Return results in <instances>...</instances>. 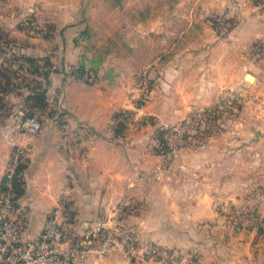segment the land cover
<instances>
[{"label": "crops", "instance_id": "crops-1", "mask_svg": "<svg viewBox=\"0 0 264 264\" xmlns=\"http://www.w3.org/2000/svg\"><path fill=\"white\" fill-rule=\"evenodd\" d=\"M98 2L0 0V44L9 43L0 59L11 55L18 60H57L65 51L76 63L78 37L92 23L89 16ZM256 9L250 0H237L228 10L233 26L228 37L209 38L212 54L225 62L222 66L235 71L255 67L250 69L255 80L257 60L264 65V19L257 18ZM195 42L196 52L209 47L203 35ZM24 63L19 64L25 67ZM58 74L49 78L45 93L47 101L52 93L56 113L36 134L19 127V107L30 91L4 86L0 79V182L13 147L25 146L29 162L18 176V198L29 208L27 234L39 232L69 181L67 209L78 227L103 217L111 205L127 197L125 221L140 237L193 252L197 264H264V226L258 223L264 218V86H247V111L241 115L245 124L261 123L260 131H240L243 141L237 147L181 148L164 164L154 154L149 130L137 125L114 130L111 111L126 107L123 97L113 98L101 86H83L79 80L60 86L63 76ZM206 103L202 99L198 104ZM57 121L66 124L65 133ZM220 194L231 197L230 208L239 221L216 211L213 199ZM82 264L130 263L111 251L100 258L89 256Z\"/></svg>", "mask_w": 264, "mask_h": 264}, {"label": "rangeland", "instance_id": "rangeland-1", "mask_svg": "<svg viewBox=\"0 0 264 264\" xmlns=\"http://www.w3.org/2000/svg\"><path fill=\"white\" fill-rule=\"evenodd\" d=\"M250 2L257 6V18L264 19V0ZM235 3L237 0H99L97 10L89 16L91 26L87 23L78 37L77 64L66 58L65 51L57 60H18L6 55L0 59V74H4L0 79L30 91L34 86L46 88L52 74L62 73L60 86L79 80L83 86H101L113 98L123 97L126 107L111 111L114 130L136 125L149 130L154 154L164 164L181 148L237 147L243 141L240 131L258 132L262 126L254 121L245 124L241 115L247 111V86H264V65L257 60L259 76L255 80L248 76L255 67L247 71L235 67V71L230 65L222 66L225 62L211 52L210 35L228 37L233 27L228 10ZM186 18L191 19L190 25ZM202 35L209 47L203 45L204 50L196 52L195 41ZM7 47L9 43L2 42L0 52L8 53ZM80 65L85 70L81 76L74 69ZM215 86L220 87L212 90ZM51 94L42 106L26 101L19 107L21 115L36 114L47 123L56 113ZM202 99L207 101L203 106L198 104ZM256 103L260 105V101ZM188 118L191 123L185 128ZM173 147L174 153L168 154Z\"/></svg>", "mask_w": 264, "mask_h": 264}, {"label": "built area", "instance_id": "built-area-1", "mask_svg": "<svg viewBox=\"0 0 264 264\" xmlns=\"http://www.w3.org/2000/svg\"><path fill=\"white\" fill-rule=\"evenodd\" d=\"M88 75L92 77L93 73L90 71ZM60 121H57L59 130L65 133L66 124ZM190 123L191 119H186L184 127ZM19 127L29 134H36L42 127V119L36 114L24 115ZM174 151L173 147L168 154ZM28 162V149L16 144L0 182V264H82L89 256L100 258L111 251L118 252L130 264L198 263L193 252L138 236L125 221L130 207L127 197L111 205L103 217L91 219L83 227L76 226L67 209L69 181L57 195L56 203L47 213L39 232L27 234L29 208L18 198L16 178ZM230 203L231 197L228 196L213 199L218 213L228 214L231 219L239 221ZM258 223L264 225V220Z\"/></svg>", "mask_w": 264, "mask_h": 264}, {"label": "trees", "instance_id": "trees-1", "mask_svg": "<svg viewBox=\"0 0 264 264\" xmlns=\"http://www.w3.org/2000/svg\"><path fill=\"white\" fill-rule=\"evenodd\" d=\"M26 59L32 60L33 58H29V57H25ZM75 72L77 74H79L80 76L84 73V68L80 65V66H75ZM34 70H38V68L34 69ZM3 75V76H2ZM0 76L4 77V74H0ZM48 83V82H47ZM4 86H8L10 84L9 80H6ZM47 88V87H46ZM46 88H39V86H35V88H33L32 90H30V93L27 94L26 97V101H32V105L34 106H42L46 103L47 101V97H46ZM83 127V126H82ZM84 128V127H83ZM16 184H17V193L19 190V178H16Z\"/></svg>", "mask_w": 264, "mask_h": 264}, {"label": "water", "instance_id": "water-1", "mask_svg": "<svg viewBox=\"0 0 264 264\" xmlns=\"http://www.w3.org/2000/svg\"><path fill=\"white\" fill-rule=\"evenodd\" d=\"M249 77H251V79L253 78L252 75H248Z\"/></svg>", "mask_w": 264, "mask_h": 264}]
</instances>
